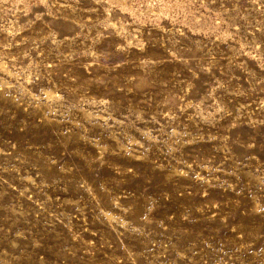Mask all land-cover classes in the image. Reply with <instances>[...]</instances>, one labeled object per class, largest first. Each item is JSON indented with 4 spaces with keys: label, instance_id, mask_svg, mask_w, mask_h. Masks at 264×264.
I'll return each instance as SVG.
<instances>
[{
    "label": "rangeland",
    "instance_id": "obj_1",
    "mask_svg": "<svg viewBox=\"0 0 264 264\" xmlns=\"http://www.w3.org/2000/svg\"><path fill=\"white\" fill-rule=\"evenodd\" d=\"M0 264H264V0H0Z\"/></svg>",
    "mask_w": 264,
    "mask_h": 264
}]
</instances>
